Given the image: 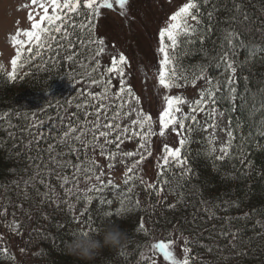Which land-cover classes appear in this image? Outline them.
I'll return each instance as SVG.
<instances>
[{
	"label": "snow or ice",
	"instance_id": "1",
	"mask_svg": "<svg viewBox=\"0 0 264 264\" xmlns=\"http://www.w3.org/2000/svg\"><path fill=\"white\" fill-rule=\"evenodd\" d=\"M168 2L171 3L172 0ZM246 2L247 0H186L158 29L156 71L158 84L165 90L164 106L158 115V135L164 137L166 130L171 129V132L180 139L179 147H171L168 143L163 144L161 153L157 157L156 181L147 183L138 173L143 161L153 155L151 137L157 135V132L153 130V117L142 109L130 108L129 112L123 111L125 106H130L132 100H135L137 105L140 103V98L135 95L125 75L129 61L124 53L110 51L105 39L96 34V22L102 16V10L116 11L118 9L119 15L124 17L126 22L133 20L134 18L129 16L128 12L130 0H31L32 10L27 15L30 30L18 29L15 35L10 37L16 52L11 60L12 71L8 79H16L18 62L20 67L32 62L39 63L41 66L51 63L53 67L59 64L61 70L67 65L70 69L69 77L80 85V91L75 92L77 102L74 111L53 113L48 117L47 124L43 120L34 118L31 122L20 126L21 138L26 133L28 144L36 147V155L30 156L29 159L40 161L43 159L42 153L48 154V160L44 162L43 169L39 164L33 165L34 174L25 181V189L37 178L39 183H45L43 173L48 172L55 173L58 180L62 179L60 187L63 188L65 198L75 196L77 202L85 199L91 203L96 196L90 194H99L105 190L117 191L120 196V207L115 213L109 211L102 217L88 218L86 228L79 231L74 228L71 235L98 233L103 220L115 223L116 220L125 218L126 213L138 210V198H135L134 206L132 203L134 199L132 194L137 181L145 185L146 191L151 189L158 197L167 190L169 195L176 196V204L185 203L188 197L198 195L199 190L192 187L191 168L188 167L187 156H182V149L187 142V135L192 131V125H199L197 116L200 113H204L208 119L212 120V123H206L202 129L204 131L208 128L213 129L212 137L208 141L207 151L210 153L217 151L214 133L219 125L215 117L218 113L223 114L218 105L226 102L229 106L227 111L236 112L239 109L243 113V118H238L235 125H233L232 117L229 116L228 127L221 129L226 133L227 139L220 144L218 149L220 155L215 156L216 160L239 158L240 163L243 164L245 141L254 137H264V78L262 83L253 88L249 75L244 74L251 73L256 62L264 60V19L250 14L245 7ZM219 12H225L227 15L222 19H216ZM205 17L208 20L206 27L203 26ZM214 30L217 35L212 51L199 49L208 63L198 68L185 65L183 61L190 55V46L197 43L193 37L199 35L198 43L203 45L208 34ZM111 48L114 49L115 45H111ZM178 49L180 51H177ZM241 53H244L243 61L239 59ZM105 56L110 61L108 64L102 63ZM209 67L219 69V75L215 77L208 75ZM238 71L241 73L240 77H237ZM240 79L244 81L243 89L240 88ZM114 80L119 85L115 92H113V88L116 87L113 84ZM198 80H202L203 85L199 89L198 98L194 101H187L181 95L167 94L173 88L188 84L194 87ZM183 104L189 107L187 113L180 107ZM132 111L136 112V119L122 128L117 121L127 117ZM177 113L180 115L177 116ZM5 119L6 116H0V123H3ZM244 120L249 123L248 132L246 135L240 132V143L234 144L233 142L238 138L237 132L244 127ZM185 121L190 123L186 126ZM13 127L15 126L9 125V128ZM137 127L139 131L136 130ZM6 131L9 138L15 139L13 131L8 129ZM113 133L116 135L110 140L109 137ZM101 137L104 138V144H112L116 141L122 143V137L129 140L138 137V147L143 149L140 158L126 168L123 183L127 187L123 193L119 192L118 185L111 178L105 182L103 179L105 172L99 168L94 156L89 154V149L94 152L97 148L101 149V155L105 154L103 144L99 143ZM119 146L117 143L116 147L119 148ZM233 148L236 149L235 154L232 152ZM136 154L135 151L122 153L125 157ZM69 155H74L79 163L73 164L70 159H63ZM116 155L117 153L113 152L107 158L111 160ZM49 164L56 165L61 171L49 168ZM250 165L251 162L248 166ZM66 167L74 169L71 178L62 176V169ZM108 167L113 166L109 164ZM98 168L99 171H97ZM70 179L71 187H64ZM81 181L87 185L83 189V195L79 187ZM36 193L41 195L38 189ZM43 195L48 197L49 202L55 201L58 205L67 204L71 209L72 205L68 199H61L55 193L51 196L48 193ZM27 198L25 191V199ZM99 202L101 205L112 203L111 200L103 198H100ZM43 203L44 201H41L36 204L37 212L40 211ZM176 204H170L169 208H174ZM216 207L213 205L212 208L205 209L209 218L215 217ZM21 212L29 220L32 218L31 212L23 208ZM86 212L87 207L84 206L81 215L84 216ZM3 215L4 212L0 211V216ZM13 216H16L15 212ZM247 218L248 214L245 213L244 217L233 219ZM260 227L264 230V224ZM11 229L16 235H21L18 221H14ZM137 231L146 232L143 220L138 221V227L133 228V233ZM242 232L243 229L240 227L233 230L230 220L225 222L217 233V238L226 240L227 244L217 245V250L223 253L225 247L236 248L238 243H244L245 238ZM261 234H264V231L256 235ZM191 243L186 237L184 238L182 258H178L174 252L173 240H159L151 244V249L162 258V262L167 264H191V261L196 259L200 260V264H205L202 257L190 255ZM196 243L199 244V241ZM0 244H7L2 236H0ZM65 246H67L66 242ZM200 246L206 247L208 253L213 252L212 246ZM2 251L7 254L8 248L3 247ZM19 251L25 253L26 249L20 248ZM121 255L124 253L121 252ZM149 259L151 264H157L155 258Z\"/></svg>",
	"mask_w": 264,
	"mask_h": 264
},
{
	"label": "trees",
	"instance_id": "2",
	"mask_svg": "<svg viewBox=\"0 0 264 264\" xmlns=\"http://www.w3.org/2000/svg\"><path fill=\"white\" fill-rule=\"evenodd\" d=\"M245 7L250 14L264 19V0H247ZM226 15L225 12H219L216 19H222ZM207 24L208 20L205 17L203 26L206 27ZM216 35L215 30L208 34L203 45L198 43L199 35L194 36L193 39L197 43L190 46V55L183 63L197 68L208 63L199 49L204 48L211 52ZM244 58V53H241L239 59L243 61ZM219 72L220 70L215 67L208 68L210 76H218ZM69 73L67 65L61 70L59 64L53 67L51 63L45 66L36 63L24 76L9 80L8 75L0 68V116H6L5 121L0 123V211L4 212L5 216L4 219L0 216V234L3 231L5 236L8 234L3 221L9 222L12 219L11 212L16 213L15 217L24 220L21 235H14L23 242L22 246L14 247L8 242L6 245H0V264H86L67 254L65 242L67 245L73 239L71 231L74 228L77 231L85 229L88 218L102 217L109 211L115 213L120 207V196L114 190H109L108 193L103 191L100 196L95 195L96 198L91 203L85 199L77 202L75 196L65 198L59 185L61 191L56 193L61 199H68L71 202V209L67 204L49 202L48 198L44 199L37 195V189L33 187L27 190V199L25 193L22 195L16 193V181L26 175L34 164L39 163L29 159L30 156L36 155V147L28 144L26 133L21 138L20 126L34 118L43 120L46 124L48 117L53 113L75 110L77 102L75 92H78L79 87L75 80L69 77ZM189 73L191 74V70ZM244 74L249 75L252 87L255 88L264 78V60L257 61L251 73ZM240 76L241 73L238 71L237 77ZM239 83L243 89L244 81L240 79ZM228 107L226 102L218 105L227 121L231 116L235 125L238 118H243V113L239 109L236 112H229ZM10 124L15 127L9 128ZM248 128L249 123L244 120V127L237 132L238 138L234 144L240 143V132L246 135ZM6 129L15 133V139L8 137ZM199 132L193 133L192 139L183 149V155L187 156L191 168L192 187L198 189L199 194L188 197L185 203L176 204V196L169 195L167 190L158 197L151 189L146 191L145 185L137 183L132 194L134 198L132 203L134 206L135 198H138L139 209L126 213L125 218L116 220L115 223L103 220L98 233H91L102 236L107 225H119L126 233L125 245L119 250L105 248L90 264H137L145 248L155 240L176 239L184 243L185 237L192 242L190 255L202 257L205 264H264V234L256 235L264 231L260 227L264 224V137H254L245 141L246 162L241 164L239 158L216 160L217 155L207 151L208 142L198 136ZM232 152L235 154L236 149L233 148ZM46 154L42 153V156L47 157ZM118 190L123 193L126 188L119 187ZM100 198L111 200V205L107 203L101 205ZM41 201L44 203L37 212L35 206ZM170 204L176 206L169 208ZM20 205L32 213L30 220L23 213H18V209L21 210ZM213 205L217 206L214 209L215 217L209 218L205 209L212 208ZM11 206H14L13 211L10 209ZM84 206L87 207V212L82 216ZM125 207H128L127 203ZM245 213L248 214L247 219H233L244 217ZM140 220L144 221L146 232L133 233V228L138 227ZM229 220L233 230L237 227L243 229L245 242L238 243L236 248L225 247L223 253H220L216 246H223L227 241L218 239L217 233ZM28 225L34 227L30 232L25 229ZM196 241H199V244ZM200 245L212 246L213 252L208 253L206 247ZM9 246L16 256H13L9 249L7 254L3 253L2 248ZM18 248L26 249L25 253H21ZM121 252L124 255H121ZM21 254L24 257L21 258ZM28 255L31 256V262H26ZM191 264H200V260H192Z\"/></svg>",
	"mask_w": 264,
	"mask_h": 264
},
{
	"label": "rangeland",
	"instance_id": "3",
	"mask_svg": "<svg viewBox=\"0 0 264 264\" xmlns=\"http://www.w3.org/2000/svg\"><path fill=\"white\" fill-rule=\"evenodd\" d=\"M186 0H172L171 3L168 0H130V5L128 6L129 16L134 18L131 21H127L124 17L119 15L118 9L116 11L113 10H102V16L96 22V34L98 37L104 38L106 43L109 45L110 51L112 52H122L127 57L129 61V66H126L125 75L128 80V83L133 88V91L136 96L140 98V103L137 105L135 100L131 101L130 106H125L123 111L129 112L130 108L132 109H142L143 112L151 114L153 117V130L157 132V135L151 137V148L153 155L151 157H147L139 168V175L143 177V179L147 183H153L157 178V157L161 153L162 147L164 143H168L171 147H179V139L174 132H171V129L166 130V134L164 137H160L158 135L159 131V122L158 115L162 110L163 103V94L165 90H163L159 84L157 79V71L156 66L158 62V56L156 53L157 48V32L158 29L163 26L164 21L170 16L174 11L178 10V7L181 6ZM32 10L31 0H0V68L7 74L11 73V60L15 57L16 49L12 46L10 37L15 35L18 29L20 30H30V22L27 19L28 12ZM115 45V48H111V45ZM23 59V58H22ZM110 61L107 56L102 59L103 64H108ZM36 64V62L26 63L23 67L19 66L16 72V78L24 76L28 73L32 67ZM191 78V74L189 73ZM183 84V81H181ZM113 84L116 85L113 88V92L118 89V82L113 81ZM203 85L202 80L196 81L195 86L193 87L191 84H188L184 87L173 88L167 94L169 95H181L187 101H194L199 96V89ZM75 87V86H74ZM78 92L80 91V85H78ZM185 113L189 111V107L187 104H183L180 106ZM222 112V111H220ZM223 113V112H222ZM111 115V112H109ZM180 113H177L179 116ZM136 119V112L132 111L130 115L127 117L117 121L123 128L124 126L130 125L132 120ZM197 120L199 121V125H192V131L187 135V142L183 148L187 146V143L192 139V135L196 131H200L198 136L207 142L212 137L213 129L208 128L207 131L202 130L206 123H212L211 119H208L204 113H200L197 116ZM216 123L219 125L215 129V147L217 151L216 155H220L218 149L222 142H224L227 137L224 131H221L222 128L228 127V121L224 115V113L217 114L215 117ZM48 122H46L47 124ZM103 123V121H102ZM190 123V121H185L186 126ZM91 127V125H89ZM136 127V126H132ZM106 130V129H105ZM139 131L138 127L136 128ZM147 130V129H145ZM131 133H129L130 135ZM116 133H113L112 136L109 137L110 140L114 139ZM183 135V133H182ZM90 138V136H89ZM123 142L116 141L112 144H104V138L101 137L99 140L100 144L104 146V155H101V149L97 148L94 152L89 149V154L94 156L99 168H102L105 172V176L103 179L105 182L109 178L113 180V182L119 187H127L123 183L124 173L126 171L127 166H130L136 160L140 158V153L143 152V149L138 147L139 139L133 138L131 140L126 138H121ZM119 143V148L116 147V144ZM59 150V149H58ZM124 151H135L137 154L132 157H125L122 155ZM117 153V155L109 160L107 158L111 153ZM47 157H43L41 161H39L40 168L43 169L44 162L48 160ZM57 159H61L57 157ZM63 159H70L73 164L79 163L76 160L74 155H70V157H64ZM83 159V157H81ZM246 162V160H244ZM112 164V168H109L108 165ZM189 167V164H188ZM49 168H54L56 171H61V169L57 168L56 165L49 164ZM99 168L97 171H99ZM179 170V169H178ZM74 169L71 167H66L62 169V176L64 177H72ZM34 174V168L32 167L26 175L22 176L19 180L16 181L15 187L17 190V194L22 195L27 192L28 189L33 187L35 190L38 189L41 193V197L47 199L44 193H48L51 196L53 193L57 195L56 192L63 190L59 189V185L62 182L58 180L55 176V173L44 172V180L45 183L41 184L38 182L39 178L34 181L32 184L28 185L27 189H25V181ZM131 175V174H130ZM136 183L139 184L137 181ZM64 187H71V179L69 183L64 185ZM81 191V195H83V189L87 187L83 181H81L79 185ZM109 190H105L108 193ZM99 194H90V195H102ZM83 200V199H81ZM86 201V200H85ZM13 205V204H12ZM20 209L23 208L25 211L27 210L24 206L20 205ZM12 211L14 210V206L10 208ZM18 213H22L21 210L18 209ZM78 215L77 212H75ZM13 215V213H10ZM3 219L5 216H2ZM11 221L7 220L3 221L5 223L7 232L5 236V231H3L0 236L5 239L14 247H21L23 242L18 239V236H14L15 231L11 229L14 221L19 222V231L21 232L22 227L24 226V220L22 218H17L11 216ZM34 227L32 225H28L27 232H30ZM10 236L12 239L10 240ZM10 240V241H9ZM162 239H157L153 243L158 242ZM167 240V239H163ZM2 245V244H0ZM184 243L178 242L176 239L174 241L173 250L176 253L178 258L181 257L182 249ZM8 249L12 252L13 256H16L14 250L9 246ZM20 249V248H18ZM24 257L21 254V258ZM149 258H155L157 260V264H167V262H162V258L159 257L158 254H155L151 249V244H149L137 264H151V260ZM35 260V259H34ZM26 262H31V256H26Z\"/></svg>",
	"mask_w": 264,
	"mask_h": 264
},
{
	"label": "clouds",
	"instance_id": "4",
	"mask_svg": "<svg viewBox=\"0 0 264 264\" xmlns=\"http://www.w3.org/2000/svg\"><path fill=\"white\" fill-rule=\"evenodd\" d=\"M126 233L116 224L107 225L103 229L102 236L77 234L67 244V254L90 264L101 252L108 248L119 250L126 243Z\"/></svg>",
	"mask_w": 264,
	"mask_h": 264
}]
</instances>
